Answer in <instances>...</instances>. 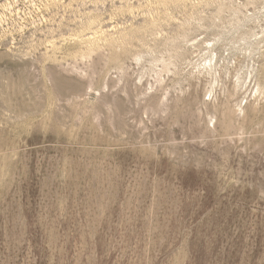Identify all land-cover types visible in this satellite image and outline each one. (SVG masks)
I'll return each instance as SVG.
<instances>
[{"label":"rangeland","instance_id":"rangeland-1","mask_svg":"<svg viewBox=\"0 0 264 264\" xmlns=\"http://www.w3.org/2000/svg\"><path fill=\"white\" fill-rule=\"evenodd\" d=\"M0 264H264V0H0Z\"/></svg>","mask_w":264,"mask_h":264}]
</instances>
